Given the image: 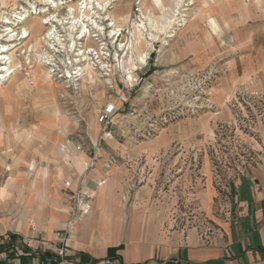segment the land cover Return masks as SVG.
<instances>
[{"label":"rangeland","instance_id":"obj_1","mask_svg":"<svg viewBox=\"0 0 264 264\" xmlns=\"http://www.w3.org/2000/svg\"><path fill=\"white\" fill-rule=\"evenodd\" d=\"M45 14L61 45L42 43ZM78 16L89 39L66 32ZM1 46L10 59L0 57V187L8 182L13 193V224L24 226L17 215L30 181L59 202L54 176L68 157L97 152L102 160L126 148L136 181L152 178L173 195L163 203L167 228L219 229L230 182L263 145L264 0H0ZM109 103L116 114L99 125ZM160 134L169 150L135 156ZM206 187L215 192L209 214L196 199ZM49 200L44 211L64 213L62 201ZM5 208L0 202V220Z\"/></svg>","mask_w":264,"mask_h":264},{"label":"crops","instance_id":"obj_2","mask_svg":"<svg viewBox=\"0 0 264 264\" xmlns=\"http://www.w3.org/2000/svg\"><path fill=\"white\" fill-rule=\"evenodd\" d=\"M161 135L151 146L134 150L135 156L147 159L169 150ZM262 138L255 159L230 182L229 210L224 221H215L219 229L208 241L194 231L167 228L163 203L173 195L158 191L152 178L145 184L136 181L130 172L135 174L138 165L126 163V148L108 150L102 160L97 152L94 157L84 153L67 156V168L54 176L59 202L64 204L62 214L44 211L49 200L46 184L30 181L27 194H23L25 210L17 215L24 226L12 222L16 217L13 193L6 182L0 187V202H6V213L0 220V264H53L56 235L68 220L71 192L64 188L66 181L72 190L80 186L93 194L89 216L69 232L66 264H264V132ZM62 176H67L64 182ZM175 185L177 181H172L170 187ZM181 187V197H191L190 182L183 180ZM210 189L206 187L196 195L208 214L215 197Z\"/></svg>","mask_w":264,"mask_h":264},{"label":"built area","instance_id":"obj_3","mask_svg":"<svg viewBox=\"0 0 264 264\" xmlns=\"http://www.w3.org/2000/svg\"><path fill=\"white\" fill-rule=\"evenodd\" d=\"M115 114V106L112 103L106 104L97 114V123L99 125L107 126ZM94 156L95 155H93V157ZM71 187L69 181L64 183L65 190L71 192L70 201L67 207L68 220L63 230L56 235L58 246L54 252L56 259H51L53 264H66L65 257L69 232L81 220L88 217L91 212L93 194L91 192H84L80 186H77L75 190H72ZM210 235L211 234H209V236ZM202 236L205 241L209 240V236L206 234Z\"/></svg>","mask_w":264,"mask_h":264},{"label":"bare ground","instance_id":"obj_4","mask_svg":"<svg viewBox=\"0 0 264 264\" xmlns=\"http://www.w3.org/2000/svg\"><path fill=\"white\" fill-rule=\"evenodd\" d=\"M57 6H55L56 8ZM79 14V13H78ZM84 14H82L83 16ZM44 22L42 23V25H47L48 23H50V28L47 29L46 31V34L44 35L43 39H42V43H45V42H48V44H51V43H57L59 45H61V40L59 39V32H57L56 30V25L53 26V24L56 22L55 20L53 19H50V16L48 14H45L44 15ZM75 19H78L77 21L75 22H72L69 24V29H66V32L69 33V36L71 35H75V34H78L80 33V37L79 38H87L89 39V31L87 30V26L84 25V21H81L79 16L78 17H74V20ZM80 24V25H79ZM62 26V24L60 25ZM32 27V25H31ZM119 27V26H116V28ZM96 29L99 30V35H102L101 32H102V29H99L98 27H95ZM80 30V31H79ZM13 32V30L11 31ZM27 31L24 29V33H26ZM62 33V32H61ZM74 33V34H73ZM98 35V36H99ZM29 36V34L27 35V37ZM152 37V36H151ZM138 40L142 42V39L141 37L138 35ZM15 41V40H14ZM13 41V42H14ZM41 43H37V45H39ZM139 44V43H138ZM51 46V45H49ZM2 47V50H1V53H0V57H3V59H7L9 60L10 58H8L7 54L4 56L2 53L5 51V46H1ZM51 49L54 50V48L52 47ZM49 49V50H51ZM57 52V51H55ZM70 52H74V46H71L70 47ZM136 60L138 63L140 64H145V60L142 58L141 60H139L140 56H136ZM86 61V60H85ZM46 64V63H45ZM0 65H2L0 63ZM5 65V64H4ZM12 69V66H10L9 69H7L6 71ZM46 77L48 78L49 77V74L46 72ZM66 79H69V82H72L73 81V76L72 74L68 73V75L65 77ZM128 78L130 79L131 78V75H128ZM74 82V81H73ZM22 154V153H21Z\"/></svg>","mask_w":264,"mask_h":264}]
</instances>
